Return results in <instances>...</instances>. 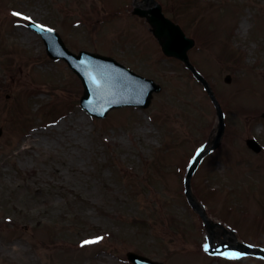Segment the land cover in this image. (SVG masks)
Wrapping results in <instances>:
<instances>
[{
    "label": "rangeland",
    "instance_id": "obj_1",
    "mask_svg": "<svg viewBox=\"0 0 264 264\" xmlns=\"http://www.w3.org/2000/svg\"><path fill=\"white\" fill-rule=\"evenodd\" d=\"M131 1L0 0V264H119L132 250L167 264H225L205 256L183 195L214 108L131 16ZM158 1L195 39L190 59L226 115L221 146L202 161L193 191L211 217L264 245V176L244 147L249 136L264 141L259 113L246 116L264 105V0ZM25 16L59 31L69 50L106 53L163 90L147 110L90 119L78 105L79 79L46 56Z\"/></svg>",
    "mask_w": 264,
    "mask_h": 264
},
{
    "label": "water",
    "instance_id": "obj_2",
    "mask_svg": "<svg viewBox=\"0 0 264 264\" xmlns=\"http://www.w3.org/2000/svg\"><path fill=\"white\" fill-rule=\"evenodd\" d=\"M144 1L151 8L148 11L136 9L134 13L147 19L163 53L169 57H177L197 77L196 79H199L206 87L205 89L217 109L219 126L217 137L212 142L211 149H213L218 145V141L223 134V116L210 87L189 62L187 51L193 47L194 43L192 40L185 38V35L177 25H174L164 17L160 6L154 0ZM40 32L44 33L43 37L47 45L48 54L54 59L63 58L66 60L81 78L85 88L81 106L91 116L104 117L110 109L123 106L147 108L151 102L152 93L160 91V87L153 81L137 75L134 76L132 72L125 68L123 69V67L109 58L86 53L74 56L66 50L60 38L54 32L44 30H40ZM208 150L195 157L189 169L188 179L199 159ZM187 190L190 191V186H188ZM131 260L137 264H145L144 261L141 262L132 258Z\"/></svg>",
    "mask_w": 264,
    "mask_h": 264
},
{
    "label": "snow or ice",
    "instance_id": "obj_3",
    "mask_svg": "<svg viewBox=\"0 0 264 264\" xmlns=\"http://www.w3.org/2000/svg\"><path fill=\"white\" fill-rule=\"evenodd\" d=\"M12 15H13V16H17V17L21 16V14H20V13H17V12L12 13ZM23 19H25V20H30V18L27 17V16L23 17ZM36 27H37V28H42L43 26H42V25H36ZM47 30H48V31H51V29H47ZM99 239H100V238H96V240H85V241L83 242V244H84V245L93 244V243L98 242ZM209 247H210V245L205 244V245H204V249H205V251H208V250H209ZM214 254H215V253H214ZM219 254H220V255H223V256H226V258H228V259H230V260L238 259V258H239V255H240V254H238V253H232L231 255H228L227 253H223V252H221V253H219Z\"/></svg>",
    "mask_w": 264,
    "mask_h": 264
}]
</instances>
